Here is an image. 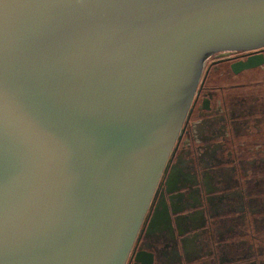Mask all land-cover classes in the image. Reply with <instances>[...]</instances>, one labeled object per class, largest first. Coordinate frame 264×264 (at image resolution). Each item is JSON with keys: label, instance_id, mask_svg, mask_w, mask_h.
Listing matches in <instances>:
<instances>
[{"label": "water", "instance_id": "water-1", "mask_svg": "<svg viewBox=\"0 0 264 264\" xmlns=\"http://www.w3.org/2000/svg\"><path fill=\"white\" fill-rule=\"evenodd\" d=\"M261 48L264 0H0V264H125L205 60Z\"/></svg>", "mask_w": 264, "mask_h": 264}, {"label": "flooded vegetation", "instance_id": "flooded-vegetation-1", "mask_svg": "<svg viewBox=\"0 0 264 264\" xmlns=\"http://www.w3.org/2000/svg\"><path fill=\"white\" fill-rule=\"evenodd\" d=\"M248 61L254 67L242 69ZM261 165L264 48L215 53L203 64L180 139L125 264H264V210L254 205L264 190H249L264 178ZM211 166L232 169L237 196L227 199L218 186L215 194ZM240 247H249L247 258L238 257Z\"/></svg>", "mask_w": 264, "mask_h": 264}, {"label": "rangeland", "instance_id": "rangeland-1", "mask_svg": "<svg viewBox=\"0 0 264 264\" xmlns=\"http://www.w3.org/2000/svg\"><path fill=\"white\" fill-rule=\"evenodd\" d=\"M251 107V103H249L247 106H245L244 107V109L243 110H248L249 108ZM220 119H215V121H213V122H216V121H219ZM213 124V123H212ZM211 168V170H209V172L207 173L208 174V180H209V182L211 183V185H212V187L214 188V192H216L215 194H220V192H218L216 189H215V187L217 188V186L218 187H223V188H225V190H224V193H226V194H228V197H226L227 199H229V198H231L232 196H237V193H232L234 190H232V188H234V183L232 182V169H229V168H216L215 166H211L210 167ZM261 168H264V166L263 165H261ZM260 174V173H259ZM227 183V184H226ZM215 185V186H214ZM222 185H224V186H222ZM256 189V191L257 190H261V191H263L264 190V178H261L260 179V181H258V182H254L251 186H250V188H249V190L251 191V190H253V189ZM218 189V188H217ZM226 196V195H225ZM219 197V196H218ZM225 197H224V200L226 199ZM223 199V198H222ZM221 199V200H222ZM254 205H256V207H258V210L260 211V210H264V197L263 198H261L260 197V202H257V204H254ZM219 207V206H218ZM228 207H231V205L229 206L228 205ZM240 207V206H239ZM232 208V207H231ZM239 212H240V208H239V210H238ZM241 214V213H240ZM238 215V218L240 219L241 218V220H243V218L241 217V215ZM240 216V217H239ZM261 225L262 226H264V220L261 222ZM239 250H238V257H243L244 256V258H247L248 257V249H249V247H244V248H238ZM233 254L234 255H236L237 254V251L236 250H234V252H233ZM233 255V256H234ZM246 255V256H245Z\"/></svg>", "mask_w": 264, "mask_h": 264}]
</instances>
